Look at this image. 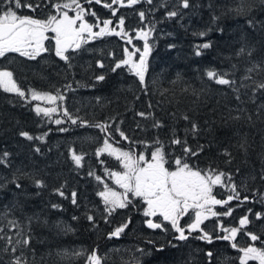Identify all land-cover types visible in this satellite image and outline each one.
Segmentation results:
<instances>
[{
	"label": "trees",
	"instance_id": "1",
	"mask_svg": "<svg viewBox=\"0 0 264 264\" xmlns=\"http://www.w3.org/2000/svg\"><path fill=\"white\" fill-rule=\"evenodd\" d=\"M105 1L110 3V0H102L101 4L89 5L86 0L81 3L95 11L100 20L113 19L110 27L123 16L124 29L133 36L132 44L127 43L126 37L106 35L89 40L80 50H70L69 61L56 57L53 51L35 60L18 53L0 58V69L12 71L18 86L26 92L22 98L0 88V155L9 153L6 163L0 164V215L6 214L0 219V227L15 236L16 229L6 225L9 220H16L31 236L30 250H25L29 264H88L86 257L93 249L103 258L102 264H241L240 249L250 246L264 249V219L257 220L254 215L264 213V204L260 203L264 194L261 179L264 109L258 114L259 106L264 105V94L258 92L253 96L250 88H241V99L237 101L232 88L209 80L206 72H226L225 78L235 80L239 87L241 77L248 74L245 69L253 61L264 63V0H189L191 6L171 19L166 17V12L176 10L177 0H153L151 5L120 7L117 17H112L111 11L103 7ZM241 5L245 11L237 15L235 10ZM50 11L45 4L35 13L21 9L18 14L43 19ZM139 11L146 13L144 22L140 21ZM89 18L95 21L94 17ZM145 25L153 30L148 39L151 48L148 71L141 85L127 67L115 72L111 69L126 58L125 47L129 51L143 50L144 42L135 36L134 30ZM201 32L206 35L200 36ZM206 42L211 47L196 56V46ZM241 47L254 49L252 57L237 56ZM97 62H102L104 67H99ZM100 75L105 77L103 81L96 80ZM251 75L258 82L264 81V73ZM29 89L63 95L64 99L58 101L61 113L37 115L33 107L36 102L27 96ZM241 108L246 111L240 113ZM65 109L73 118L88 124L81 126L78 121L73 125L64 115ZM140 112L152 115L145 119L138 115ZM185 115L188 120L184 119ZM237 115L241 119H232ZM248 116L252 117L251 121ZM57 117L62 121L60 125L55 123ZM156 121L162 127H153ZM192 122L198 125L196 134L191 132ZM98 123L111 125L109 143L135 154L150 153L159 139L164 145L167 167L173 166L176 158L184 157V145L170 141L174 138L186 141L187 147L198 152L197 156L187 158V163L201 170L211 166L232 173L241 199L246 195L249 200L242 205L235 199L228 206L216 205L217 213L228 207L233 211L230 216L205 220L185 241L173 239L171 233L165 237L160 231L150 229L140 198L130 196L132 203L109 216L98 193L105 184L114 185L109 172L120 171L123 166L106 152L96 155L107 137L91 126ZM117 126L127 140L115 131ZM59 128L67 131L61 132ZM21 131L33 136L48 135L43 140L29 141L19 135ZM242 142H246V151L239 147ZM201 146L203 151H199ZM37 147L39 153L35 151ZM72 150L83 156L80 166L72 160ZM225 150L231 153V163H227ZM35 180L43 181L45 186L37 187ZM61 186L64 197L55 191ZM73 191L77 193L75 205L71 201ZM213 194L224 200L232 193L228 187L216 186ZM54 204L60 207L53 208ZM245 214L251 223L234 240L217 239L225 234L222 227H240L239 220ZM87 215L95 218V224L87 220ZM124 223L128 227L120 237L110 239L108 234ZM67 228L72 230L65 231ZM204 232L212 236L211 243L198 239ZM247 233L259 236V240L251 241ZM233 243L236 248L232 247ZM4 246L5 241L0 240V264H10L13 254L3 252ZM161 246L162 250H158ZM81 251L85 255H71ZM65 252L69 255H63ZM208 252L212 253L211 257ZM247 264L258 263L248 260Z\"/></svg>",
	"mask_w": 264,
	"mask_h": 264
},
{
	"label": "snow or ice",
	"instance_id": "2",
	"mask_svg": "<svg viewBox=\"0 0 264 264\" xmlns=\"http://www.w3.org/2000/svg\"><path fill=\"white\" fill-rule=\"evenodd\" d=\"M91 5L92 3L101 4L102 0H86ZM139 3H146L151 5L153 0H110L109 2L103 3V7L111 11L112 17H117V13L120 7L133 6ZM47 4L51 11L48 13L46 18H37L31 15H19L21 9H28L35 13L42 6ZM191 5L189 0H177L176 10L167 11L166 17L168 19L177 17L181 14L182 9H187ZM73 12L70 15L69 12ZM151 11V10H150ZM237 15L242 14L245 9L243 5L238 7L236 10ZM138 16L141 22L146 20L145 11H139ZM91 16L95 18L94 23H89L85 18ZM252 23L251 20L248 21ZM125 19L123 16L117 18L116 23L113 25V19H104L96 15L95 11L85 9L81 0H0V58H6L10 53H18L22 57L35 60L40 57L43 53L52 51L53 48L46 46V41L50 44H54V54L63 61H69V51L80 50L83 44H86L89 40L100 38L106 35H116L120 37H126L127 43L132 44L133 36L129 35L124 29ZM94 28H98V31H94ZM119 29V30H117ZM153 30L152 27L145 25L135 31V36L143 40V50L140 48H134L133 51H129L127 47L124 48V59H121L115 64L111 71L115 72L121 67H127L128 71L138 78L141 85L145 83V76L148 71V55L151 52V48L148 43L149 35ZM49 33L52 35L49 36ZM200 36L206 35V33H199ZM171 47V46H170ZM211 47L210 42L203 43L196 46L195 55L200 56L202 50ZM254 49H246L241 47L236 53L237 56L247 55L249 58L252 57ZM139 54L138 59H133L134 56ZM99 67L103 68L102 62H97ZM69 67L71 65L69 64ZM235 69L236 65H232ZM247 75L241 77V83L239 87L236 86L235 80L226 79L225 76L228 73H221L214 70L206 72V76L209 80L214 81L219 85H227L236 93L237 101H240V89H251L253 96L256 93L264 94V81L258 82L253 79L251 73H264V63L252 62L251 67L245 69ZM105 77L103 75L97 76L96 80L103 81ZM244 81H251V84L245 83ZM71 88V85H67ZM0 88L7 93H15L19 97L25 98L26 92L22 90L17 81L13 78V72L5 69H0ZM31 93V99L33 101H47L52 105H56L57 101L64 99L63 95H53L51 93H41L35 89L28 90ZM59 93V90H57ZM151 107V105H149ZM261 109H264V105H260L258 108V114ZM35 112L37 115L50 116L52 113L57 112V107H41L40 104H36ZM240 113H244L246 110L241 108L238 109ZM64 115L73 124H77L78 121L81 126L88 124L87 121L80 120L79 118H73L67 109L64 110ZM138 115L142 118L148 119L151 117V113L140 112ZM185 120H188L187 115L184 116ZM232 119H241L240 115L232 117ZM247 119L251 121L252 117L248 116ZM57 125H60L62 121L57 119L55 121ZM100 129L101 132L107 134V137L103 141V147L98 148L96 155L99 156L101 153H108L110 156H115L116 159L122 164L123 171L109 172V175L114 178L115 184L123 189V192H118L113 188H110L107 184L104 185V190L100 191L98 195L103 199L105 205V211L111 216L117 209H123L132 203L129 199V194L133 198H140L147 207L144 211L146 217H162L159 222H154L153 219H147L146 224L150 229H160L164 232L173 231L174 238L179 241H185L189 238L194 230L200 229V226L204 220H207L209 215L212 217L217 216H230L233 209L228 207L223 213H217L213 210V206L224 205L228 206L232 200H237L242 205L245 201L249 200L248 196H243L237 190V186L233 181V174L226 173L222 170L209 166L208 169L201 170L194 168L186 162L187 158L195 157L198 152L192 151L191 148L187 147L186 141H181L179 138H174L170 141L171 144L181 145L183 144V158H176L174 160L175 168L170 170L166 167L168 163L166 159V153L164 151V145L157 139L153 143L154 151L151 152V159H146L143 153L138 156L131 151H121L119 148H115L109 143V139L112 133L109 132L110 124L98 123L91 125ZM153 127H162L159 121L153 124ZM61 132L67 131L65 128L58 129ZM115 131L119 133L120 137L127 140L124 132L117 126ZM198 131V125L192 122L191 132L196 134ZM20 136L26 138L29 141L43 140L48 133H44L42 136H33L26 131H21ZM239 147L243 150L246 149V142L240 143ZM37 153L40 152V148H35ZM199 151H203V146L200 147ZM9 153L4 152L0 155V164L6 163V158ZM224 155L229 157L227 163H231V153L225 150ZM72 160L77 166L81 165L83 159L82 155H77L72 150ZM237 173L239 169L236 170ZM93 175V173H89ZM97 181L102 182L100 176L95 177ZM261 179L264 180V170H262ZM15 182V181H13ZM37 187H44V183L41 180L34 181ZM227 182V183H225ZM216 186L228 187L231 190L230 195L227 199L220 200L213 195V189ZM2 187V186H0ZM19 188L20 184H16ZM60 189L55 191L64 197L65 193ZM77 193L73 191L71 193V201L75 205ZM260 203L264 204V194L261 195ZM53 208H59V205H52ZM190 211L194 212V219L192 223L186 227L181 226V219L190 214ZM248 213H252V209H248ZM257 220L264 219V213H254ZM6 217V214L0 215V219ZM87 220L95 224V218L92 215H87ZM77 219V217H73ZM31 222V218H29ZM105 222H108L105 217ZM130 222V221H129ZM165 222L170 225V228L165 226ZM251 221L248 218V214H245L239 220L240 227L223 228L222 231L225 233L222 236H218L217 239L222 240H234L237 233L244 230V227L250 224ZM6 227L9 229H16L15 236L8 235L5 232L4 227H0V240L5 241V246L2 251L5 253L11 252L12 259L10 264H29L25 250H30L31 236L23 231L21 225L16 220H9ZM128 227V223H124L119 227H116L114 231L110 232L109 238L120 237L121 233ZM72 229L67 228L65 231H71ZM202 231V230H201ZM251 241L255 242L259 240V236L247 233ZM198 239L212 242V236L204 232ZM149 243H154L149 241ZM171 243V242H169ZM9 246H11L9 248ZM173 247L175 245H172ZM233 248H236L235 243L232 244ZM163 246L160 249L162 250ZM143 252V250H140ZM243 256L239 257L241 264H247L248 260H258L259 264H264V249L250 246L247 248L240 249ZM19 253V254H17ZM63 255H69L65 252ZM72 256H83L85 252H74ZM207 255L211 257L212 253L208 252ZM88 264H102V257L97 254V250L93 249L90 254L86 257Z\"/></svg>",
	"mask_w": 264,
	"mask_h": 264
},
{
	"label": "rangeland",
	"instance_id": "3",
	"mask_svg": "<svg viewBox=\"0 0 264 264\" xmlns=\"http://www.w3.org/2000/svg\"><path fill=\"white\" fill-rule=\"evenodd\" d=\"M69 14H72V12L70 11L69 12ZM150 36V35H149ZM149 39V38H148ZM38 91V90H37ZM39 92H41V93H51V94H53V95H57L56 93H52V92H47V91H39ZM27 96L29 97V98H31V93L28 91V93H27ZM36 103L33 105V107H34V109H35V106H36V104H40V106L41 107H53V106H55V107H57V112H54V113H52V114H57V115H59L60 113H61V111H60V109H59V107H58V101H57V103H56V105H52V104H50V103H48L47 101H35ZM57 119H60L59 117H57L56 118V120ZM104 145H102V147H103ZM112 146L113 147H115V148H119V147H116L115 145H113L112 144ZM121 151H128V150H125V149H122V148H119ZM152 151H154V149L153 150H151V152ZM151 152L150 153H146V152H141V153H143L144 155H145V157H146V159H151ZM141 153H138V154H136L137 156L139 155V154H141ZM167 167V166H166ZM170 168V170H174V168H175V164L173 165V166H171V167H169ZM121 172L123 171V167H122V170H120ZM110 188H113L114 190H116V191H118V192H123V189L122 188H120L118 185H116L115 184V180H114V185H112V186H109ZM104 190V189H103ZM214 195V194H213ZM131 196V194H129V197ZM146 207H147V205H146V203H144V208H143V212L145 211V209H146ZM213 210L214 211H216L217 212V210H216V207L215 206H213ZM212 216L211 215H209V217H208V219L209 218H211ZM193 219H194V212L192 211V215L190 216V221H189V224L190 223H192V221H193ZM205 221V220H204ZM203 221V222H204ZM202 222V223H203ZM202 225V224H201ZM241 256H243V254L241 255ZM257 263L259 264V261L257 260ZM132 264H134V263H132Z\"/></svg>",
	"mask_w": 264,
	"mask_h": 264
},
{
	"label": "flooded vegetation",
	"instance_id": "4",
	"mask_svg": "<svg viewBox=\"0 0 264 264\" xmlns=\"http://www.w3.org/2000/svg\"><path fill=\"white\" fill-rule=\"evenodd\" d=\"M127 0H125V2H126ZM105 2H107V1H105ZM84 7V6H83ZM85 8V7H84ZM86 9V8H85ZM74 13L72 12V14H70V15H73ZM87 20H88V22L89 23H94L95 21H94V19H91V18H89V16H86L85 17ZM101 20H103V19H101ZM94 31H97L95 28H94ZM52 34L51 33H49V36H51ZM89 42V41H88ZM87 42V43H88ZM46 43V46H49V47H51V48H53V53H54V44H50L49 42H45ZM83 45H85V44H83ZM82 45V46H83ZM192 215V211H190V214L189 215H186V216H184L182 219H181V221H180V223H181V226H187L188 224H189V219H190V216ZM153 219V221L154 222H159V220H161L162 219V217H159V216H157V217H146L145 216V222H146V220L147 219ZM165 226L166 227H168V228H170V225L169 224H167V222H165ZM153 230H155V231H160L161 233H163L164 235H165V237H167L168 236V234L169 233H171V236H172V238L173 239H175L174 238V233H173V231H169V232H164V231H162V230H160V229H153Z\"/></svg>",
	"mask_w": 264,
	"mask_h": 264
}]
</instances>
